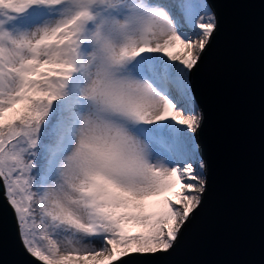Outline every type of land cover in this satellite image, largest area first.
<instances>
[{"label": "snow or ice", "instance_id": "6c2138e0", "mask_svg": "<svg viewBox=\"0 0 264 264\" xmlns=\"http://www.w3.org/2000/svg\"><path fill=\"white\" fill-rule=\"evenodd\" d=\"M217 27L209 0H0V191L33 264L174 248L207 190L190 78Z\"/></svg>", "mask_w": 264, "mask_h": 264}, {"label": "water", "instance_id": "95a60500", "mask_svg": "<svg viewBox=\"0 0 264 264\" xmlns=\"http://www.w3.org/2000/svg\"><path fill=\"white\" fill-rule=\"evenodd\" d=\"M218 27L190 78L203 204L167 253L129 264H264V0H209ZM0 264H33L0 191Z\"/></svg>", "mask_w": 264, "mask_h": 264}, {"label": "rangeland", "instance_id": "374dc122", "mask_svg": "<svg viewBox=\"0 0 264 264\" xmlns=\"http://www.w3.org/2000/svg\"><path fill=\"white\" fill-rule=\"evenodd\" d=\"M178 50H179L178 48L177 49H174V51H178ZM195 142L198 143L197 140H196V137H195ZM198 153H199L200 157L203 159V156L200 154L199 149H198Z\"/></svg>", "mask_w": 264, "mask_h": 264}, {"label": "trees", "instance_id": "16d2710c", "mask_svg": "<svg viewBox=\"0 0 264 264\" xmlns=\"http://www.w3.org/2000/svg\"><path fill=\"white\" fill-rule=\"evenodd\" d=\"M191 91H192V90H191ZM192 95H193V94H192ZM195 144H196V146H197V149H199V144H198V143H196V142H195Z\"/></svg>", "mask_w": 264, "mask_h": 264}]
</instances>
